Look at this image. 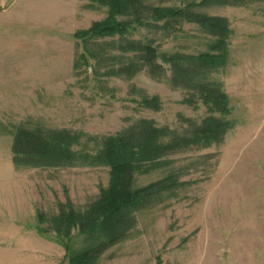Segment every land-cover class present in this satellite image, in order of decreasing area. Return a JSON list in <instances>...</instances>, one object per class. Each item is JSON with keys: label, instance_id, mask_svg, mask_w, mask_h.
<instances>
[{"label": "rangeland", "instance_id": "374dc122", "mask_svg": "<svg viewBox=\"0 0 264 264\" xmlns=\"http://www.w3.org/2000/svg\"><path fill=\"white\" fill-rule=\"evenodd\" d=\"M141 1L227 19V64L208 80L221 84L229 112H210L193 91L174 87L167 63L160 78L146 68L132 78L110 73L127 61L119 51L127 41L167 55L207 51L213 38L198 25L181 18L134 24L123 40L98 41L100 65L81 59L76 33L104 19L106 5L10 0L11 27L0 29V70H7L0 79V264H69L67 255L88 243L58 221L60 205L83 213L110 180L107 166L16 167V129L103 137L147 119L184 135L208 116L228 122L223 139L137 170V188L172 174L175 184L133 212V226L96 264H264V0ZM155 97L158 109L142 103Z\"/></svg>", "mask_w": 264, "mask_h": 264}, {"label": "trees", "instance_id": "16d2710c", "mask_svg": "<svg viewBox=\"0 0 264 264\" xmlns=\"http://www.w3.org/2000/svg\"><path fill=\"white\" fill-rule=\"evenodd\" d=\"M108 8L104 19L95 22L90 29L79 31L76 37L82 41L85 62L89 58L102 64V44L98 41L119 36L121 40L134 28L154 21L175 18L186 19L198 25L213 38L207 51L198 54H160L149 42L127 41L119 47L121 56L128 59L120 69L111 67V74H127L134 77L147 69L150 76L165 75V63L171 70V83L193 91L207 105L210 112H229L228 97L221 84L208 80V74L226 66L228 60L227 19L197 13L189 9L147 7L141 0H97ZM147 12V13H146ZM131 54V55H129ZM115 57V56H114ZM161 59V62L159 60ZM100 69V68H99ZM118 72V73H117ZM192 101V99H191ZM145 106L158 109V98L144 99ZM228 122L208 116L184 135L159 127L153 120L141 119L120 133L103 137H85L68 130L16 129L12 143L13 162L16 167H69L76 165L107 166L110 169L108 188L83 213H77L72 203L60 205L58 221H66V231L77 228L88 243L81 251L68 254L69 264H96L104 251L125 237L133 226L135 212L162 192H168L175 184L174 175L137 188L135 173L145 167L157 166L163 158L177 149L189 146L206 147L223 139ZM85 137V138H84ZM167 137H169L167 139ZM93 147L88 148V144ZM63 225V224H62Z\"/></svg>", "mask_w": 264, "mask_h": 264}, {"label": "crops", "instance_id": "0c3cea01", "mask_svg": "<svg viewBox=\"0 0 264 264\" xmlns=\"http://www.w3.org/2000/svg\"><path fill=\"white\" fill-rule=\"evenodd\" d=\"M9 4H10V0H0V29H2V28L8 29L11 27V24L9 23L10 18H11V15H10L11 13L10 14L7 13L8 9H6V7H8ZM2 16H5L4 17L5 20L2 19ZM6 71L0 70V79L6 76L5 75ZM1 173H2V169L0 168V179L2 178ZM0 227L2 228V226H0Z\"/></svg>", "mask_w": 264, "mask_h": 264}]
</instances>
